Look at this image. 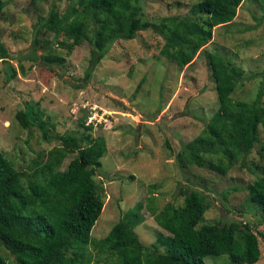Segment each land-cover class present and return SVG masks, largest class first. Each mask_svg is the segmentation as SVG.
Returning a JSON list of instances; mask_svg holds the SVG:
<instances>
[{
  "label": "rangeland",
  "instance_id": "obj_1",
  "mask_svg": "<svg viewBox=\"0 0 264 264\" xmlns=\"http://www.w3.org/2000/svg\"><path fill=\"white\" fill-rule=\"evenodd\" d=\"M1 1L0 41L12 58L10 66L0 60V150L17 169L25 170L29 160L57 145L55 140L43 141L34 125L18 124L15 112L24 102L57 133L81 132L80 118L86 114L85 123L92 127L85 131L88 138L102 136L106 147L92 176L103 201L90 230L92 238H102L126 209L140 200L145 203L151 193L157 207L165 202L176 207L182 201L179 188L207 194L210 207L199 223L234 220L247 223L254 233L264 231V218L246 200V186L260 175V126L250 152L223 175L206 166L182 165L175 158L180 145L200 132L223 97L251 101L264 80V0L236 2L232 19L212 26L210 40L181 68L159 54L163 39L150 29L136 32L132 39H114L80 88L71 83L82 79L90 50L120 27L126 12L97 10L89 6L91 0ZM193 1L138 0L148 19L185 15ZM50 9L59 15L70 11L62 32L48 48H36L38 58L19 61L23 68L18 69L17 60L27 52L36 23ZM74 18L78 23L72 25L69 20ZM39 36L50 39L52 33ZM209 53L218 55L225 66L230 63L239 77L228 72L221 86L211 75ZM39 59L51 63L55 72L38 65ZM261 102L264 106V94ZM88 144L82 141L83 147ZM140 214L142 220L133 230L144 246L154 248L156 234L166 233L145 204ZM257 240L259 257L252 264H264V242L259 236ZM156 251H163L162 246ZM93 253L96 260L89 264L108 262L106 252L96 255L94 248ZM203 262L230 264L225 255L205 256Z\"/></svg>",
  "mask_w": 264,
  "mask_h": 264
},
{
  "label": "trees",
  "instance_id": "obj_2",
  "mask_svg": "<svg viewBox=\"0 0 264 264\" xmlns=\"http://www.w3.org/2000/svg\"><path fill=\"white\" fill-rule=\"evenodd\" d=\"M238 1L194 0L185 15L148 19L143 16L138 0H91L89 6L97 10L126 13L120 27L93 46L82 79L72 81L71 86L81 87L112 40L132 39L136 32L147 29L163 39L159 54L173 60L177 67H183L210 40L212 26L232 19L233 6ZM2 5L0 0V8ZM69 16L70 11L59 15L50 9L36 23L38 27L33 31L31 44L17 62L38 58L36 48H48L52 39L62 32ZM69 23L75 25L77 18ZM105 23L108 31L110 22L107 19ZM47 32L52 37L41 39L39 33ZM11 58L0 41V60L10 66L8 59ZM208 59L211 75L220 80L221 86L226 73L239 77L234 67L230 63L225 66L215 53H209ZM36 61L55 72L51 63ZM17 68L22 70L20 62ZM14 74L11 71L9 76ZM263 86L264 80L251 101L223 97L200 132L180 145L176 160L182 165L206 166L219 175L243 160L257 139L259 126L264 133ZM37 112L24 102L15 112V118L22 127L34 125L43 141L55 140L57 145L29 160L25 170L17 169L0 150V264H89L96 260L94 248L96 255L107 253L105 258L109 260L105 264H204L205 256L216 255H225L230 264H252L258 259L257 238L261 237L264 242V231L254 233L247 223L234 220L199 223L210 207V200L206 193L195 188H179L182 201L176 207L169 202L157 207L151 193L145 203L140 200L126 209L102 238H92L90 230L103 202L100 187L92 176L105 152L104 138H88L85 131L90 132L92 127L91 123H85L86 114L80 118L81 132L57 133ZM83 140L84 145L89 143L86 147L82 146ZM260 150L261 162L256 165L260 175L246 186V200L264 218V143ZM66 156L69 159L60 169ZM153 187L148 185L149 189ZM144 204L157 226L166 233L156 234L154 248L144 246L133 230L142 220L140 210ZM158 246L163 251H156Z\"/></svg>",
  "mask_w": 264,
  "mask_h": 264
}]
</instances>
